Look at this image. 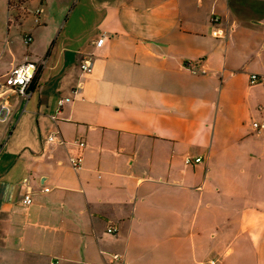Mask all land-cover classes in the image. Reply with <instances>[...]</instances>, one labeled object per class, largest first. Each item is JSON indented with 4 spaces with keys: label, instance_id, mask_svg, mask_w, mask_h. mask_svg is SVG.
<instances>
[{
    "label": "crops",
    "instance_id": "0c3cea01",
    "mask_svg": "<svg viewBox=\"0 0 264 264\" xmlns=\"http://www.w3.org/2000/svg\"><path fill=\"white\" fill-rule=\"evenodd\" d=\"M66 1L0 0V26L6 9L24 11L12 19L33 36H2L0 84L39 64L29 99L9 95L0 122V264H128V225L150 213L191 224L213 158L264 177V129L251 126L264 115V0H76L56 22Z\"/></svg>",
    "mask_w": 264,
    "mask_h": 264
},
{
    "label": "rangeland",
    "instance_id": "374dc122",
    "mask_svg": "<svg viewBox=\"0 0 264 264\" xmlns=\"http://www.w3.org/2000/svg\"><path fill=\"white\" fill-rule=\"evenodd\" d=\"M75 1L63 3L56 22L65 20ZM4 12L0 39L15 38L16 46L25 45L22 37L29 32L22 19H12L24 11ZM9 60L0 56V66ZM256 168L213 158L207 165L206 192L197 193V211L187 215L191 224L183 214L150 213L142 225L136 220L128 225V264H264V177L256 178Z\"/></svg>",
    "mask_w": 264,
    "mask_h": 264
},
{
    "label": "built area",
    "instance_id": "2783aa9c",
    "mask_svg": "<svg viewBox=\"0 0 264 264\" xmlns=\"http://www.w3.org/2000/svg\"><path fill=\"white\" fill-rule=\"evenodd\" d=\"M41 10H36V15L40 14ZM212 22H216L218 20L217 17H212ZM214 36L217 37H224L225 33L222 29H216L212 32ZM105 39V36L102 35L99 39L93 42V44L96 47H99L102 45L103 41ZM32 41V36L29 34H24V42L26 44H29ZM80 70L82 73H88L92 70V59L90 55H85L82 57V59L79 62ZM39 69V64L37 62L33 61H25L15 67H13L4 77V82L0 84V122H5L7 120L8 114L10 112V109L8 107V104L6 102V99L9 95L17 94L22 99L28 100L31 91L30 87L31 84L36 76V73ZM192 72H195L194 69H190ZM261 78L257 74H252L250 76V83H256ZM81 86L78 85L73 89V93L76 94L80 91ZM72 101L71 98H61L58 100V107H61L64 102H70ZM252 129L255 133H260L264 129V115L260 120H254L251 123ZM59 136L58 132H52L47 136L46 142L51 144L56 141H58ZM60 142H63V140H60ZM77 145V152L75 155H71L69 157L71 166L73 169L78 170L81 168L83 156H82V150L85 147L84 141H76ZM192 159L190 157H186L185 162L189 163ZM193 161L200 162L201 157L195 158ZM45 191H48V188L44 189ZM22 202L25 205H30L32 202L31 193L28 191L24 197ZM115 228H108V232H115ZM120 257L119 255H113V260H118Z\"/></svg>",
    "mask_w": 264,
    "mask_h": 264
}]
</instances>
